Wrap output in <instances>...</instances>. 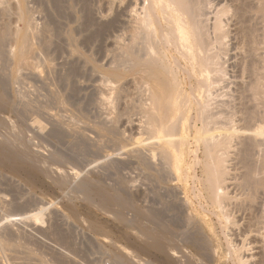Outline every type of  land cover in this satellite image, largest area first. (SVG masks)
I'll return each instance as SVG.
<instances>
[{
	"label": "rangeland",
	"instance_id": "rangeland-1",
	"mask_svg": "<svg viewBox=\"0 0 264 264\" xmlns=\"http://www.w3.org/2000/svg\"><path fill=\"white\" fill-rule=\"evenodd\" d=\"M131 1L133 0L128 2L130 6L132 5ZM128 4L127 1L120 3V0H24V7L28 12L29 21L31 19L29 22L31 25L29 32L32 34L30 35V41L34 43H32L34 51L28 54L26 59L31 64H34V66L31 68L24 65V67L18 61L20 60L19 56H13L11 53V50L15 49L13 35L6 36L3 45H0L2 50L0 52V82L3 80V83H0V85L2 84L0 92L3 90L4 98L10 101L8 102L10 105L6 104L5 107H0V117L3 116L0 118V137L5 142L3 144L1 143L3 141L0 140V145H3L8 151L19 152L20 150L19 156L21 159L18 158V160H21L25 166L18 172H13L4 164H0V207L2 206L0 208V264H123L125 259L126 264L129 262L131 264H172L171 262L173 264H188L190 263L189 261L194 262L193 264H205L207 262V264H234L235 255L233 256L232 248H235V245L236 248L238 245V248L242 246V254L246 256L252 254L251 257L253 258L249 259L252 260L251 263L249 261V264L263 261L264 253L263 249L258 245L257 232L255 233L256 237L252 236L255 235L254 232L252 233L251 231L249 233L247 231V224L250 223L249 219L252 218L250 216V212L252 211L248 210L250 212H246L247 209H241L245 212V215L242 211H232L237 208L232 207L231 203L229 206L232 207V210L228 208L229 213L232 211L234 214L231 212L230 215H232L229 217L233 220L232 216H234L236 222L237 219H239V222H237V226H234L232 220L227 221L223 219V222L222 218L216 214L217 212L215 213L210 205H208L205 197L201 195L202 185L200 184V180H202L203 176L200 167L196 166V164L194 165L193 154L189 152L185 153V163L189 168L183 173L185 175L182 174L180 179H177L173 170L171 171L168 167L166 168L168 166L166 165V161L157 152H155L156 155L151 151L154 147L151 143L154 140H146L148 135L144 131L142 106L141 109L140 106H137L139 105L137 103L144 98L141 94L143 91H140L139 87L135 83H132L133 76L124 75L121 78L108 76L107 72L115 68L119 62L118 58L121 56L119 49L122 48V43L124 45L129 41L127 34L130 31L126 29H128V25L130 29V22L128 24V21L130 18L129 10L132 6L129 7L127 6ZM17 8L16 0H0V33L3 32L5 25L10 28L12 27V31L19 28L22 29L23 23L18 18ZM14 28L15 30H13ZM38 35L40 36L38 37ZM233 39L229 42L231 46L229 45L228 54L225 57L226 59L224 58V68L226 69L227 77H225V81L223 80L217 86L218 90L215 88L217 90L215 91V100L229 102V106H224L223 112L230 117L234 116L233 120L239 128L240 134L236 138L238 141H234L235 147L231 149L232 156L230 155V160H228L229 166L232 165L234 167L231 166L233 169L230 168V176L233 177L232 181L238 184L242 181L241 178L246 170L243 158H241L243 162H240L239 158L242 155V149L244 150L248 141L251 143H248L246 145L248 147L246 148L250 147L251 150H248L251 151V156L247 157L249 160L247 159L246 161L250 163V167L253 166V169L257 168L263 157V153L260 151L264 150L262 149L264 145H261L264 144V139L257 132L256 135H259L255 138L254 129H257L256 126L258 125L264 126V107L258 104L259 102L251 96L250 92L244 91L245 86L252 79L249 71L244 69V66H247V63L251 60V56L247 51L245 52V49L239 48L237 41ZM124 41L126 42L124 43ZM234 44L237 48L234 47ZM119 53L120 55H118ZM11 54L12 56H10ZM117 56L118 61H116ZM179 78L181 79L182 76L180 75ZM134 80L133 82L136 81ZM185 88L187 90L190 89L187 85H185ZM217 93L220 95L218 96ZM131 98L137 102H132ZM231 110L233 111L231 112ZM193 117L194 114L191 115V120L189 119L191 122L188 121L190 126L193 123ZM9 120L12 122L13 127H11L12 125H10ZM105 120L108 121L106 122ZM241 124L242 127H239ZM259 126L258 130L261 129ZM7 130H9L8 133L6 132ZM189 130L190 135L193 136L192 126ZM7 139L10 141H7ZM254 141L262 143L260 146H255L252 144ZM191 144L192 140L190 139L189 145L191 148H194ZM26 146L27 148L25 149ZM239 147L242 149H239ZM70 149L71 151H69ZM21 153H24V155ZM36 159L38 160L36 161ZM252 159L254 162L257 160L256 164ZM32 164L35 167L40 166V169L38 168L39 170H37L35 167H31ZM44 168H46V171ZM28 169L33 170L32 173L35 172L34 175L32 174L33 177H26L30 172ZM53 178L59 185L53 181ZM84 181L91 182V187L88 188L90 196H86L89 194L84 190L85 188L83 189L81 188L82 186H79ZM234 183L232 185L229 183L231 195L235 193L236 189V193L238 191ZM233 185L235 189L232 190ZM95 188H97V191ZM98 191L104 194L105 192L111 193V196H119L120 200L123 199L124 201L125 199L128 202L123 203L120 200V202L118 200L114 201L116 203L119 202L118 204L113 201L102 202L99 195H96ZM192 194H195L196 197ZM259 195L261 196V194ZM181 197L182 199H180ZM257 199L260 200L261 198ZM131 202L132 204L134 203L133 206L132 204L129 206ZM120 203H123V205ZM182 203L184 204L182 205ZM254 204L256 207L259 205V203L255 202ZM201 206L202 208H200ZM253 207L251 208L252 210L254 209ZM112 209L113 211H111ZM139 209L141 210L140 212L138 211ZM144 209H146V212L148 211L147 213L149 211L154 212L157 217L152 218L146 213L144 214ZM257 210L255 208L253 212L258 215L259 212ZM247 213H249L250 217ZM257 215H253V220ZM135 219H137L136 222L142 223H136ZM153 219L156 220L152 221ZM246 219L249 220H247L249 222L247 224ZM253 220L252 224L253 222L255 223L256 219ZM143 223L147 224L148 227L146 228ZM155 224L166 226V228L164 229L163 227L162 229L160 227V229ZM252 224H249L251 225L249 226L250 228L253 225L254 228L257 227L256 223ZM151 225L152 229L156 230L157 228L158 233L162 230H164V234L167 233L168 235V233H171L168 235L169 238L166 235L164 236V234L157 235V232V234H153L154 230H152L151 235V228H149ZM242 227L247 228V230ZM143 228L150 230V233L143 230ZM239 229H241V233H239ZM171 230L172 232H168ZM180 230L182 233L179 232ZM197 230L199 233H196ZM246 232L250 234L252 240L248 238L250 237L249 235L247 237ZM243 233L244 236H242ZM187 235L189 236L186 237ZM245 235L247 239H245ZM148 236H151V238L149 237L148 239ZM152 236L154 241L152 240ZM192 236H195L196 241L200 238L203 241L204 248L201 249L200 253V250L194 249L195 247L192 246V242L190 241L193 238ZM162 237H164V242L161 239ZM240 239H243L246 243L248 241L249 244L245 243L246 246L250 245L249 248H253L247 250L244 242L240 241ZM159 241L161 246L165 245L160 247L157 245ZM148 243L153 246H150ZM183 245L184 247H182ZM259 248L262 252L259 251ZM182 249L183 251H181ZM261 253L263 256H261ZM185 254L188 257L185 256V258L183 256ZM122 255L123 258L125 257L123 263L119 261ZM189 256L194 261L188 260ZM127 261L129 262L127 263Z\"/></svg>",
	"mask_w": 264,
	"mask_h": 264
},
{
	"label": "bare ground",
	"instance_id": "bare-ground-1",
	"mask_svg": "<svg viewBox=\"0 0 264 264\" xmlns=\"http://www.w3.org/2000/svg\"><path fill=\"white\" fill-rule=\"evenodd\" d=\"M17 1V10H18V18L22 21L23 27L22 29L15 28L12 31V27L9 26L3 27V32L0 33V45H3L4 39L6 36L13 35L15 39V49L11 50L13 56H19L18 61L20 63L28 67H33L34 64H31L27 61L26 57L28 54H31L34 51L33 42L30 41V21L27 15V10L24 7V0H16ZM50 1V0H49ZM108 1V0H107ZM113 1V0H112ZM115 1V0H114ZM128 0H120V3L126 2ZM4 2V1H3ZM7 2V1H6ZM12 2V1H11ZM132 7L128 4L127 6L130 8V18L128 24L130 22V29L129 25L127 26L130 31V35L127 34V43L124 41V45L122 43V48L120 53L121 56L119 59L117 66L115 68L109 70L107 72L108 76H112L113 78H121L124 75H132L137 87H139L140 91L144 98L140 100L139 105L140 109L142 106L143 112V124L145 128V132L147 133L148 137L146 140H154L151 144L154 146L152 148V152H157L160 157H162L166 161V168L170 169L175 173L177 179H180L181 175L187 171L186 169L189 168L186 165L185 161V153L193 154L194 156V165L199 166L202 173V180H200V184L202 185L201 195H203L210 207L215 211V213L225 220H232L229 216L234 214L232 211H242L243 209L251 210L250 216L251 219H246V224L249 221L252 224L253 215H257L253 212V210H257L258 215L254 217L255 223L257 227L254 228L255 224L253 222V229H251L249 224H247V231L249 233L252 231L254 234L256 233L259 239V247L263 249L264 253V150L260 151L263 153V157L260 160V163L257 168L253 169V166L250 167V163H247V157L251 156L250 152L245 145L244 150L242 149V155L239 158H243L240 161L243 162L244 166L246 167L245 172L242 176V181L234 183L232 181L233 177L230 176V170L233 169L230 164L228 163L230 160V155L232 154L231 149L234 146V141L237 140L236 138L239 137V128L237 124L233 120V117L224 114V106H229V102L224 100H215L216 99V92L217 86L225 81L226 72L224 68V60L226 59V55L229 51V42L232 38H234L239 48L245 49V52L249 53L251 60L247 63V66L244 69H247L252 76V79L248 82V84H244L245 92H250L251 96L258 101L259 105L264 107V0H133ZM130 2V3H131ZM101 4V3H100ZM112 4V3H111ZM119 4V3H118ZM12 5V4H11ZM10 5V6H11ZM26 5V4H25ZM108 5V4H107ZM122 5V4H121ZM120 5V6H121ZM13 6V5H12ZM95 8V7H94ZM111 8V7H110ZM127 8V7H126ZM129 9V8H128ZM127 11V9H125ZM128 11V12H129ZM11 12V11H10ZM71 12V11H70ZM93 12V11H92ZM84 13V12H83ZM97 13V12H96ZM102 13V12H101ZM106 15V14H105ZM30 16V15H29ZM5 17V16H4ZM16 18V17H15ZM111 18V17H110ZM128 20V19H127ZM90 23V22H89ZM106 23V22H105ZM11 24V23H10ZM93 24V23H92ZM99 24V23H98ZM12 26V25H11ZM22 26V25H21ZM102 27V26H101ZM114 27V26H112ZM87 28V27H86ZM37 30V29H36ZM125 30V31H126ZM118 31V30H117ZM128 31V32H129ZM56 32V31H55ZM120 33V32H119ZM126 33V32H125ZM43 34V33H42ZM34 36V35H33ZM40 35H38L39 37ZM123 36V35H122ZM54 37V36H53ZM8 38V37H7ZM12 38V36H11ZM50 38V37H49ZM52 38V37H51ZM72 38V37H71ZM120 38V37H119ZM32 39V38H31ZM233 39V40H234ZM46 40V39H45ZM48 40V39H47ZM72 41V40H71ZM74 41V40H73ZM116 41V40H115ZM235 41V42H236ZM119 42V41H118ZM122 42V41H121ZM13 43V42H12ZM33 43V44H32ZM36 43V42H35ZM120 43V42H119ZM71 44V43H70ZM234 47L237 48V46ZM117 45V43H116ZM51 46V45H50ZM231 46V45H230ZM3 47V46H2ZM232 48V47H231ZM234 48V49H236ZM3 49V48H2ZM48 49V48H47ZM117 49V48H115ZM233 49V48H232ZM1 50V48H0ZM118 50V51H119ZM239 50V49H238ZM244 51V50H243ZM2 52V50L0 51ZM4 52V51H3ZM7 52V51H6ZM9 52V51H8ZM74 52V50H73ZM112 53V52H111ZM120 53L118 55H120ZM12 54L10 56H12ZM47 54V53H46ZM106 54V53H105ZM115 54V53H114ZM113 54V56H114ZM2 55V54H1ZM4 55V54H3ZM80 55V54H79ZM243 55V54H242ZM241 55V56H242ZM112 56V57H113ZM116 56V55H115ZM245 56V55H244ZM1 57V56H0ZM7 57V56H6ZM54 57V56H53ZM58 57V56H57ZM47 58V57H46ZM80 58V57H79ZM109 58V57H108ZM115 58V57H114ZM225 58V59H224ZM239 58V57H238ZM246 59V58H245ZM2 60V59H1ZM4 60V59H3ZM5 61V60H4ZM8 61V60H7ZM32 61V60H31ZM49 61V60H48ZM115 61V60H114ZM2 62V61H1ZM38 62V61H37ZM51 62V61H50ZM3 63V62H2ZM58 63V62H57ZM39 64V63H38ZM246 64V63H245ZM52 65V64H51ZM7 67V66H6ZM18 67V66H17ZM25 67V66H24ZM113 67V66H112ZM233 67V66H232ZM30 68V69H31ZM37 69V68H36ZM92 69V68H91ZM243 69V68H242ZM35 70V69H34ZM33 70V71H34ZM70 70V69H69ZM51 71V70H50ZM22 72V71H21ZM41 72V71H40ZM31 73V72H30ZM38 73V72H36ZM68 73V72H67ZM72 73V72H71ZM228 73V72H227ZM234 73V72H233ZM11 74V73H10ZM248 74V73H247ZM29 75V74H28ZM102 75V74H101ZM180 75L182 78L180 79ZM246 76V75H245ZM250 76V77H251ZM249 77V76H248ZM128 78V77H127ZM113 80V79H112ZM125 80V79H124ZM123 80V81H124ZM3 80H1L2 82ZM59 81V79H58ZM114 81V80H113ZM0 82V83H1ZM57 82V81H56ZM118 82V81H117ZM3 83V82H2ZM104 83V82H103ZM107 83V82H106ZM189 85H188V84ZM109 84V83H108ZM114 84V83H113ZM131 84V83H130ZM138 84V85H137ZM225 84V83H224ZM2 85V84H1ZM0 85V86H1ZM104 85V84H103ZM118 85V83H117ZM121 85V84H120ZM189 86L190 89H186ZM128 86H130L128 84ZM2 87V86H1ZM0 87V88H1ZM112 87V86H111ZM132 87V86H131ZM135 87V85H134ZM121 88V86H120ZM129 88V87H128ZM217 90H216V89ZM219 88V87H218ZM222 88V87H221ZM113 89V88H111ZM133 89V88H132ZM109 90V89H108ZM118 90V89H117ZM3 91V90H2ZM0 92V107H5L6 104H9L8 100L4 98V95ZM112 91V90H110ZM116 92V91H115ZM215 92V93H214ZM5 93V92H4ZM54 93V92H53ZM120 93V92H119ZM220 93V92H219ZM108 94V93H107ZM125 94V93H124ZM240 94V93H239ZM113 95V94H112ZM131 95V94H130ZM219 96L220 94L217 93ZM225 95V94H224ZM107 96V95H106ZM217 96V97H218ZM242 96V95H240ZM109 97V96H108ZM107 97V98H108ZM130 97V96H129ZM120 98V97H119ZM127 98V97H126ZM252 98V99H253ZM135 99V98H134ZM228 99V98H227ZM240 99V98H239ZM100 100V99H99ZM122 100V99H121ZM128 100V99H127ZM132 100V98H131ZM242 100V99H241ZM250 100V99H249ZM248 100V101H249ZM104 101V100H103ZM63 102V100H62ZM106 102V101H105ZM120 102V101H119ZM127 102V101H126ZM131 102V101H128ZM132 102H135L132 100ZM137 102V101H136ZM135 102V103H136ZM134 104V103H133ZM10 105V104H9ZM118 105V104H117ZM125 105V104H124ZM129 105V104H127ZM132 105V104H130ZM129 105V106H130ZM241 105V104H240ZM126 106V105H125ZM134 106V105H132ZM11 107V106H10ZM109 107V106H107ZM113 107V106H112ZM116 107V106H115ZM252 107V106H251ZM13 108V107H12ZM111 108V107H110ZM125 108V107H124ZM253 108V107H252ZM4 109V108H1ZM108 109V108H107ZM139 109V108H138ZM233 110H231L232 112ZM116 112V111H115ZM131 112V111H130ZM141 112V111H140ZM127 113V112H126ZM134 113V112H133ZM228 113V112H227ZM244 113V112H243ZM248 113V112H247ZM252 113V112H251ZM249 113V114H251ZM258 113V112H257ZM21 114V113H20ZM96 114V113H95ZM114 114V113H113ZM122 114V113H121ZM194 114L193 117V136L190 135V124L188 121L191 119V115ZM248 114V115H249ZM259 114V113H258ZM3 115V114H1ZM79 115V114H78ZM108 115V114H107ZM117 115V114H116ZM124 115V114H123ZM132 115V114H131ZM240 115V114H239ZM44 116V115H43ZM83 116V115H82ZM243 116V115H242ZM250 116V115H249ZM247 116V117H249ZM262 116V115H261ZM264 116V115H263ZM3 117V116H1ZM0 117V118H1ZM104 117V116H103ZM124 117V116H123ZM126 117V116H125ZM17 118V117H16ZM85 118V117H84ZM87 118V117H86ZM91 118V117H90ZM111 118V117H109ZM138 118V117H137ZM252 118V117H251ZM6 119V118H5ZM43 119V118H42ZM58 119V118H57ZM104 119V118H103ZM128 119V118H127ZM141 119V118H140ZM190 119V120H189ZM250 119V117H249ZM259 119V117H258ZM22 120V119H21ZM46 120V119H45ZM119 120V119H118ZM10 121V120H9ZM106 121V120H105ZM108 121V120H107ZM106 121V122H107ZM133 121V120H132ZM142 121V120H141ZM237 121V120H236ZM5 122V121H4ZM136 122V121H135ZM191 122V121H190ZM259 122H261L259 120ZM12 122L10 121V125ZM74 123V122H73ZM85 123V122H84ZM141 123V122H140ZM245 123V122H244ZM5 124V123H4ZM110 124V123H108ZM107 124V125H108ZM239 124V123H238ZM17 125V124H16ZM62 125V124H61ZM101 125V124H100ZM106 125V124H105ZM142 125V124H141ZM249 125V124H248ZM80 126V125H79ZM88 126V125H87ZM93 126V125H92ZM96 126V125H95ZM259 126V125H258ZM254 129L255 135L256 132L259 133L260 137L264 139V129L259 126V128ZM13 127V125L11 126ZM22 127V126H21ZM28 127V125H27ZM99 127V126H98ZM112 127V126H111ZM120 127V126H119ZM242 127V124L241 126ZM246 127V126H245ZM253 127V126H252ZM255 127V126H254ZM105 128V127H104ZM248 128V127H247ZM242 129V128H241ZM240 129V130H241ZM142 130V129H141ZM253 130V129H252ZM9 130L6 132L8 133ZM12 131V129H11ZM65 131V130H64ZM69 131V130H68ZM92 131V130H91ZM14 132V131H12ZM72 132V131H71ZM112 132V131H111ZM242 132V131H241ZM248 132V131H247ZM252 132V131H251ZM70 133V132H69ZM83 133V132H82ZM98 133V132H97ZM100 133V132H99ZM98 133V134H99ZM254 133V132H253ZM10 134V132H9ZM16 134V133H15ZM22 134V133H21ZM80 134V133H79ZM101 134V133H100ZM114 134V133H113ZM137 134V133H136ZM258 134V135H259ZM12 135H14L12 133ZM84 135V134H83ZM104 135V134H103ZM143 135V134H142ZM146 135V136H147ZM255 138H257V136ZM2 136V135H1ZM11 136V135H10ZM22 136V135H21ZM96 136V135H95ZM113 136V135H112ZM123 136V135H122ZM247 136V135H246ZM127 137V136H126ZM140 137V136H139ZM254 137V136H253ZM3 138V137H2ZM130 138V137H129ZM142 138V136H141ZM192 140V144L194 148H191L189 145V140ZM6 139V138H5ZM106 139V138H105ZM140 139V138H139ZM260 139V138H258ZM257 139V140H258ZM1 140V137H0ZM21 140V139H20ZM88 140V139H87ZM244 140V139H243ZM242 140V141H243ZM254 140V139H253ZM5 143L4 140H1ZM7 141H10L7 139ZM6 141V142H7ZM90 141V140H89ZM94 141V140H93ZM133 141V140H132ZM148 141V140H147ZM238 141V140H237ZM240 141V140H239ZM241 141V142H242ZM261 141V140H260ZM253 142V141H252ZM0 143V144H1ZM24 143V142H23ZM86 143V142H85ZM88 143V142H87ZM115 143V142H114ZM262 142L254 141L255 146H260ZM30 144V143H29ZM94 144V143H93ZM244 144V143H243ZM8 145V144H7ZM70 145V144H69ZM74 145V144H73ZM119 145V144H118ZM188 145V146H187ZM236 145V144H235ZM240 145V142H239ZM264 145V144H261ZM23 146V145H22ZM28 146V145H27ZM25 147V149L27 148ZM128 146V145H127ZM251 146V145H250ZM253 146V145H252ZM254 146V147H255ZM126 147V146H125ZM244 147V146H243ZM262 147V146H261ZM135 148V147H134ZM23 149V148H22ZM31 149V148H30ZM141 149V148H139ZM137 149V150H139ZM260 149V148H259ZM264 149V148H262ZM102 150V149H101ZM127 150V149H126ZM131 150V149H130ZM238 150V149H237ZM251 150V149H250ZM255 150V149H254ZM257 150V147H256ZM56 151V150H55ZM60 151V150H59ZM71 151V149L69 150ZM135 151V150H134ZM231 151V152H230ZM20 152V150H19ZM18 151H8L3 145H0V164H4L13 172H18L20 169H23L25 166L19 161L18 158L21 159L19 156ZM22 152V151H21ZM24 152V150H23ZM30 152V151H29ZM28 152V153H29ZM117 152V151H116ZM240 152V153H241ZM25 153V152H24ZM24 153H21L24 155ZM63 153V152H62ZM73 153V152H72ZM75 153V152H74ZM138 153V152H137ZM238 153V152H237ZM236 153V154H237ZM261 153V154H262ZM27 154V150H26ZM32 154V153H30ZM128 154V153H127ZM156 154V153H155ZM22 155V158H23ZM134 155V154H133ZM137 155V154H136ZM153 155V154H152ZM157 155V154H156ZM240 155V154H239ZM253 155V154H252ZM259 155V154H258ZM29 156V155H28ZM131 156V155H130ZM155 156V155H154ZM232 156V155H231ZM27 157V155H26ZM106 157V156H104ZM188 157V154H187ZM192 157V156H191ZM31 158V156H30ZM35 158V157H34ZM158 158V157H157ZM237 158V157H236ZM33 159V158H32ZM75 159V158H74ZM111 159V158H110ZM142 159V158H141ZM235 159V158H233ZM38 159H36L37 161ZM58 160V158H57ZM148 160V159H147ZM249 160V159H248ZM251 160V159H250ZM253 160V159H252ZM30 161V160H28ZM69 161V159H68ZM133 161V160H132ZM237 161V160H236ZM257 161V160H256ZM255 161V162H256ZM24 162V160H23ZM32 162V161H31ZM40 162V161H39ZM48 162V161H47ZM66 162V161H65ZM128 162V161H126ZM164 163V161H162ZM232 162V161H231ZM254 162V160H253ZM254 162V163H255ZM259 162V161H258ZM257 162V163H258ZM36 163V162H35ZM43 163V162H42ZM136 163V162H135ZM188 163V162H187ZM191 163V162H190ZM189 163V164H190ZM41 164V163H40ZM134 164V163H133ZM240 164V163H238ZM249 164V165H248ZM256 164V163H255ZM47 165V164H46ZM56 165V164H55ZM66 165V164H65ZM145 165V164H144ZM143 165V166H144ZM235 165V164H234ZM50 166V165H49ZM114 166V164H113ZM31 167H35L32 166ZM37 167V166H36ZM35 169L39 170L40 166ZM46 167V166H45ZM52 167V166H51ZM154 167V166H153ZM28 168V167H27ZM39 168V169H38ZM54 168V167H53ZM231 168V169H230ZM30 169V168H29ZM28 176L26 177H33L34 175L33 170H29ZM42 169V168H41ZM46 171V168H44ZM131 169V168H130ZM149 169V168H148ZM239 169V168H238ZM242 169V168H241ZM43 170V169H42ZM49 170V168H48ZM51 170V169H50ZM54 170V169H52ZM56 170V169H55ZM67 170V169H66ZM107 170V169H106ZM140 170V169H139ZM195 170V169H194ZM165 171V169H164ZM233 171V170H232ZM237 171V170H236ZM50 172V171H49ZM52 172V171H51ZM68 172V171H67ZM66 172V173H67ZM26 173V174H27ZM44 173V172H43ZM58 173V172H57ZM158 173V172H157ZM53 174V172H52ZM50 173V175H52ZM54 174H56L54 172ZM136 174V173H135ZM188 174V173H187ZM195 175V173H193ZM234 174V173H233ZM242 174V173H241ZM260 174V175H259ZM58 175V174H57ZM170 175V174H169ZM185 175V174H183ZM53 176V175H52ZM49 176V177H52ZM119 176V175H118ZM166 176V175H165ZM187 176V175H186ZM235 176V175H234ZM240 176V175H239ZM238 176V177H239ZM44 177V176H43ZM195 177V176H194ZM66 178V177H65ZM72 178V177H71ZM160 178V177H159ZM170 178V177H169ZM197 178V177H196ZM30 179V178H29ZM52 179V178H51ZM59 179V178H58ZM57 179V181H58ZM166 179V178H165ZM234 179H236L234 177ZM48 180V179H47ZM56 180V179H55ZM84 180V179H83ZM95 180V179H94ZM122 180V179H121ZM33 181V180H32ZM54 181V178H53ZM80 181V180H79ZM92 181V180H91ZM104 181V180H103ZM58 184L56 181H54ZM53 182V183H54ZM60 182V181H58ZM83 182V181H82ZM84 181L79 186L81 188H85L84 190L88 193V188L91 187V182ZM99 182V181H98ZM120 182V181H119ZM151 182V181H150ZM232 182V183H231ZM236 182V181H235ZM75 183V182H74ZM77 183V182H76ZM144 183V182H143ZM159 183V182H158ZM233 183L238 191L236 190L232 193L229 190L230 184ZM55 184V185H56ZM64 184V183H63ZM138 184V183H137ZM59 185V184H58ZM76 185V184H74ZM97 185V184H96ZM140 185V184H139ZM60 186H62L60 184ZM71 186V185H70ZM78 186V187H79ZM148 186V185H147ZM233 185L232 190L235 189ZM73 187V186H71ZM70 187V188H71ZM77 187V188H78ZM96 187V186H95ZM173 187V186H172ZM87 188V190H86ZM111 188V186H110ZM155 188V187H154ZM176 188V186H175ZM93 189V188H92ZM103 189V188H100ZM105 189V188H104ZM103 189V190H104ZM129 189V188H128ZM195 189V187H194ZM71 190V189H70ZM73 190V189H72ZM83 190V191H84ZM97 191V188H95ZM94 190V191H95ZM172 190V189H171ZM191 190V189H190ZM193 190V189H192ZM74 191V190H73ZM82 191V190H79ZM78 191V192H79ZM105 192V191H104ZM77 193V192H76ZM80 193V192H79ZM78 193V194H79ZM82 193V192H81ZM86 193V194H87ZM105 194L101 191H98L96 195L102 199V202L106 201H119L121 198L119 196L113 195L111 193ZM167 193V192H166ZM83 194V193H82ZM90 196V193H88ZM95 194V193H94ZM109 194V195H108ZM141 194V193H140ZM139 194V195H140ZM174 194V193H173ZM261 194V196L259 195ZM75 195V194H74ZM130 195V194H129ZM161 195V194H160ZM195 196V194H192ZM85 196V195H84ZM95 196V195H94ZM123 196V195H122ZM183 196V195H182ZM202 196V197H203ZM81 197V196H80ZM98 197V196H97ZM98 197V198H99ZM132 197V196H131ZM171 197V196H170ZM196 197V196H195ZM194 197V198H195ZM88 198V197H87ZM141 198V196H140ZM162 198V197H161ZM257 198H261L258 200ZM127 199V197H126ZM182 199V197L180 198ZM91 200V199H89ZM129 200V199H127ZM132 200V199H131ZM176 200V199H175ZM188 200V199H187ZM195 200V199H194ZM86 201V200H85ZM122 201L123 203H127L128 201ZM119 201V202H120ZM178 201V200H177ZM186 201V200H185ZM88 202V201H87ZM91 202V201H90ZM97 202V201H96ZM101 202V200H100ZM119 202H114L118 204ZM143 202V201H141ZM150 202V200H149ZM148 202V203H149ZM158 202V201H156ZM187 202V201H186ZM255 203H259L256 207ZM109 203V202H108ZM123 203H120L123 205ZM197 203V202H196ZM232 203V207L237 209H231L232 207L229 206ZM100 204V203H99ZM105 204V203H104ZM115 204V205H116ZM129 204V203H128ZM132 202L129 204V206ZM134 204V203H133ZM132 204V206H133ZM153 204V203H152ZM184 203H182L183 205ZM199 204V203H198ZM101 205V204H100ZM114 205V204H113ZM127 206L126 204H124ZM149 205V204H148ZM161 205V204H160ZM186 205V203H185ZM203 205V204H202ZM106 206V205H104ZM121 206V205H120ZM128 206V207H129ZM152 206V205H151ZM255 206V207H253ZM2 207V206H1ZM0 207V208H1ZM100 207V206H99ZM110 207V206H109ZM113 207V206H112ZM138 207V206H137ZM254 208L253 210L251 208ZM119 208V207H118ZM122 208V207H121ZM135 208V207H133ZM141 208V207H140ZM148 208V207H147ZM182 208V207H181ZM202 208V206L200 207ZM231 209L232 214L230 215L229 209ZM13 209V208H12ZM99 209V208H98ZM115 209V208H114ZM130 209V208H129ZM132 209V207H131ZM163 209V208H162ZM166 209V208H165ZM179 209V208H178ZM204 209V208H203ZM242 209V210H241ZM149 217L155 218L154 212L149 211L146 212ZM150 210V209H149ZM153 210V209H152ZM185 210V208H184ZM101 211V210H100ZM113 211V209L111 210ZM110 211V212H111ZM116 212V210H114ZM135 211V209H134ZM133 211V212H134ZM141 211L140 209L138 210ZM155 211V210H154ZM237 211V212H238ZM120 212V211H119ZM137 212V209H136ZM184 212V211H183ZM244 211H242L243 213ZM105 213V212H104ZM109 213V212H108ZM129 213V212H128ZM160 213V212H159ZM164 213V212H163ZM176 213V212H175ZM178 213V212H177ZM252 213H254L252 215ZM106 214V213H105ZM118 214V212H117ZM133 214V213H132ZM135 214V213H134ZM138 214V213H136ZM140 214V213H139ZM170 214V213H169ZM184 214V213H183ZM212 214V213H211ZM240 214V213H239ZM245 215V212L243 213ZM249 216V213H247ZM111 215V214H110ZM121 215V214H120ZM128 215V214H127ZM131 215V214H130ZM146 215V216H147ZM158 215V214H157ZM134 216V215H133ZM145 216V217H146ZM160 216V215H159ZM176 216V214H175ZM249 216V217H250ZM122 217V216H121ZM126 217V216H123ZM129 217V216H128ZM177 217V216H176ZM247 217V216H246ZM135 218V217H134ZM133 218V219H134ZM141 219L140 217H138ZM148 218V219H152ZM160 218V217H159ZM216 218V216H215ZM219 218V217H218ZM234 222V226H237V222L239 219H234L235 217L232 216ZM237 218V217H236ZM241 218V217H240ZM146 219V218H145ZM157 219V218H156ZM155 219V220H156ZM137 219H135L136 222ZM154 219L152 221H155ZM182 220V219H181ZM235 220V221H234ZM248 220V221H247ZM253 220V221H254ZM129 221V220H128ZM142 221V220H141ZM145 221V220H144ZM162 221V218H161ZM179 221V220H178ZM187 221V220H186ZM221 221V220H220ZM229 221V222H230ZM125 222V220H124ZM139 222V221H137ZM136 222V223H137ZM158 222V221H156ZM164 222V221H163ZM169 222V221H168ZM224 222V220H223ZM236 222V224H235ZM130 223V221H129ZM142 223V222H139ZM146 223V222H144ZM143 223V224H144ZM160 223V222H159ZM218 223V222H217ZM231 223V222H230ZM242 223V222H241ZM132 224V223H131ZM154 224V223H153ZM163 224V223H162ZM221 224V223H220ZM228 224V223H227ZM85 225V224H84ZM90 225V224H89ZM94 225V222H93ZM96 225V224H95ZM130 225V224H129ZM134 225V224H133ZM137 225V224H136ZM145 225V224H144ZM168 225V224H167ZM190 225V224H189ZM243 225V224H241ZM240 225V226H241ZM245 225V224H244ZM97 226V225H96ZM132 226V225H131ZM138 226V225H137ZM140 226V224H139ZM159 228L166 226H160V224L156 225ZM184 226V225H183ZM223 226V225H222ZM93 227V226H92ZM147 228V224L145 225ZM168 227V226H167ZM228 227V226H227ZM246 227V225H245ZM133 228V227H132ZM144 229L146 232L150 231ZM151 228V235L152 230H154L153 234L158 230L156 228L152 229V225L149 226ZM224 228V227H223ZM240 228V227H238ZM241 228V229H242ZM131 229V228H130ZM161 229V228H160ZM169 230V227L167 228ZM166 229V230H167ZM198 229V228H197ZM220 229V228H219ZM222 229V227H221ZM233 229V228H232ZM237 229V228H236ZM239 229V231L241 230ZM242 229V230H243ZM165 230V231H166ZM199 230V229H198ZM197 230L196 233H199ZM142 231V230H140ZM160 231V230H159ZM163 231V233H161ZM160 231V233H156L157 235H163L164 230ZM184 231V230H183ZM186 231V230H185ZM228 231V230H227ZM245 231V230H243ZM136 232V231H135ZM138 232V231H137ZM145 232V233H146ZM168 232H172L168 231ZM174 232V231H173ZM178 232V231H177ZM176 232V234H177ZM181 232V230L179 231ZM235 232V231H233ZM144 233V234H145ZM182 233V232H181ZM184 233V232H183ZM192 233V232H191ZM190 233V234H191ZM241 233V231L239 232ZM245 233L248 237L250 234ZM171 233H168V235ZM179 234V233H178ZM236 234V233H235ZM11 235V234H9ZM131 235V234H130ZM129 235V236H130ZM167 236V233L164 236ZM183 235V234H182ZM205 235V234H204ZM234 235V234H232ZM242 235V234H241ZM245 235V239H247ZM60 236V235H59ZM136 236V235H135ZM147 236V235H146ZM173 236V235H172ZM171 236V237H172ZM177 236V235H176ZM175 236V238H176ZM187 235L186 237H188ZM202 236V233H201ZM224 236V235H223ZM227 236V235H226ZM237 236V234H236ZM244 236V233L243 235ZM64 237V236H63ZM151 236H148L149 239ZM160 237V236H159ZM193 237V236H192ZM197 237V236H196ZM240 237V235H239ZM237 237V238H239ZM156 238H158L156 236ZM169 238V237H168ZM185 238V236H184ZM194 238V239H193ZM190 241L192 242V246L194 249L200 250L204 248L203 241L200 239L195 240V236ZM206 238V237H205ZM251 238L252 237H248ZM144 239V237H143ZM152 236V240H153ZM162 240L164 237L161 238ZM160 239V241H161ZM168 240L167 238H165ZM244 239V238H243ZM244 244L246 243L244 240ZM141 240V239H140ZM147 240V239H146ZM165 240V241H166ZM188 240V238H187ZM198 240L202 241L199 242ZM238 240V239H237ZM250 241V239H248ZM154 241V240H153ZM160 241L157 242V245L160 247ZM169 241V240H168ZM182 241V240H180ZM189 241V240H188ZM230 241V240H229ZM254 241V240H253ZM1 242V241H0ZM145 243V241H143ZM147 242V241H146ZM151 242V241H149ZM164 242V240H163ZM185 242V241H184ZM227 242V241H226ZM252 242V241H251ZM257 242V240H256ZM152 243V242H151ZM167 243V242H166ZM241 243V242H240ZM249 244V242L247 241ZM246 243V244H247ZM135 244V243H133ZM150 245V243H148ZM147 244V245H148ZM179 244V242H178ZM227 244V243H224ZM231 244V243H229ZM243 244V243H242ZM243 244V245H244ZM245 247L248 249L249 246ZM247 244V245H248ZM63 245V244H62ZM146 245V246H147ZM148 245V247H150ZM156 245V246H157ZM174 245V244H173ZM254 246V244L251 243ZM134 246V245H133ZM153 246V245H152ZM179 246V245H178ZM239 246V245H238ZM232 248L234 258V264H249L252 260H249L252 254L246 256L242 254L241 248L239 247ZM127 247V246H126ZM135 247V246H134ZM155 247V245H154ZM158 247V246H157ZM165 247V246H164ZM184 247V245L182 246ZM255 247H257L255 245ZM124 248V247H122ZM136 248V247H135ZM147 248V247H146ZM177 248V246H176ZM181 248V246H180ZM192 248V247H191ZM253 248V247H252ZM251 248V249H252ZM258 248V247H257ZM256 248V249H257ZM156 249V248H155ZM158 249V248H157ZM162 249V248H161ZM168 249V248H166ZM171 249V248H170ZM179 249V248H178ZM260 249V248H259ZM259 250L262 252V250ZM3 250V249H2ZM143 250V249H142ZM153 250V249H152ZM151 250V251H152ZM175 250V249H173ZM185 250V249H184ZM229 251V249H227ZM244 250V249H243ZM127 251V250H126ZM150 251V250H149ZM183 251V249L181 250ZM188 251V250H187ZM196 251V250H195ZM144 252V251H143ZM148 252V251H147ZM163 252V251H162ZM161 252V253H162ZM177 252V251H176ZM227 252V251H226ZM246 252V251H245ZM258 252V249H257ZM128 253H130L128 251ZM133 253V252H132ZM146 253V252H145ZM182 253V252H181ZM188 253V252H186ZM198 253V254H199ZM253 253V252H252ZM118 254V253H117ZM149 254V252H148ZM167 254V253H166ZM254 254V253H253ZM256 254V253H255ZM260 255V253H258ZM180 255V253H179ZM191 255V254H189ZM258 255V256H259ZM264 255V254H263ZM261 253V256H263ZM116 256V255H115ZM118 256V255H117ZM135 256V254H134ZM163 256V255H162ZM165 256V255H164ZM182 256V255H181ZM184 257L187 256L186 254L183 255ZM211 256V255H210ZM257 256V255H256ZM129 257V256H128ZM141 257V256H140ZM169 257V256H168ZM188 257V256H187ZM189 256L188 260H193ZM193 257V255H192ZM198 257V256H197ZM249 257V258H248ZM264 257V256H263ZM262 257V258H263ZM114 258V257H113ZM125 258V257H124ZM123 255L120 256V262L123 263ZM166 258V256H165ZM183 258V257H182ZM186 258V257H185ZM184 258V259H185ZM209 258V257H208ZM229 258V257H228ZM259 258V259H262ZM118 259V258H117ZM131 259V258H130ZM136 259V258H135ZM138 259V258H137ZM181 259V258H179ZM231 259V258H230ZM257 259V258H256ZM128 260V259H127ZM172 260V259H171ZM204 260V259H203ZM209 260V259H207ZM258 260V259H257ZM126 261V259H125ZM124 261V263H125ZM136 261V260H133ZM143 261V260H142ZM165 261V260H164ZM167 261V259H166ZM183 261V260H182ZM186 261V260H185ZM194 261V260H193ZM197 261V259H196ZM232 261V262H233ZM112 262V261H111ZM118 262V261H117ZM129 261H127L128 263ZM147 262V261H146ZM151 262V261H150ZM169 262V261H168ZM184 262V261H183ZM188 264H193L194 262L189 261ZM207 262V261H206ZM228 262V261H227ZM254 262V261H253ZM123 263V264H124ZM130 263V262H129ZM128 263V264H129ZM133 263V262H132ZM140 263V261H139ZM149 263V262H148ZM167 263V262H166ZM170 263V262H169ZM173 264V262H171ZM197 263V262H195ZM208 263V262H207ZM205 263V264H207ZM264 264L263 261L256 264ZM126 264V263H125ZM131 264V263H130ZM141 264V263H140ZM143 264V263H142ZM151 264V263H150ZM199 264V263H198Z\"/></svg>",
	"mask_w": 264,
	"mask_h": 264
}]
</instances>
